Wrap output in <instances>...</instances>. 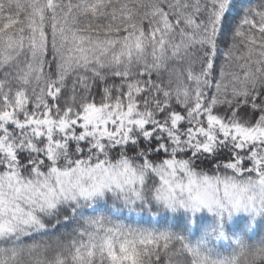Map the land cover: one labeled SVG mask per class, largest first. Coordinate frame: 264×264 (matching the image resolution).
Masks as SVG:
<instances>
[{"label": "snow or ice", "instance_id": "obj_1", "mask_svg": "<svg viewBox=\"0 0 264 264\" xmlns=\"http://www.w3.org/2000/svg\"><path fill=\"white\" fill-rule=\"evenodd\" d=\"M0 264H264V0H0Z\"/></svg>", "mask_w": 264, "mask_h": 264}]
</instances>
